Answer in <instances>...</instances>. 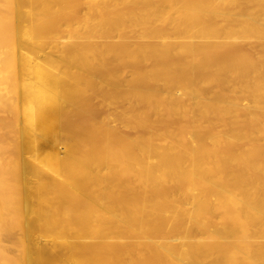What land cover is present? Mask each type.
Wrapping results in <instances>:
<instances>
[{
	"label": "bare ground",
	"instance_id": "bare-ground-1",
	"mask_svg": "<svg viewBox=\"0 0 264 264\" xmlns=\"http://www.w3.org/2000/svg\"><path fill=\"white\" fill-rule=\"evenodd\" d=\"M0 264H264V0H0Z\"/></svg>",
	"mask_w": 264,
	"mask_h": 264
}]
</instances>
